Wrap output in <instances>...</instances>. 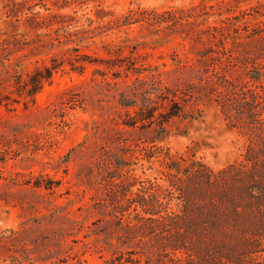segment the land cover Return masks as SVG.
Returning a JSON list of instances; mask_svg holds the SVG:
<instances>
[{"label":"rangeland","instance_id":"374dc122","mask_svg":"<svg viewBox=\"0 0 264 264\" xmlns=\"http://www.w3.org/2000/svg\"><path fill=\"white\" fill-rule=\"evenodd\" d=\"M236 87L264 93V0H0V264H176L121 244L135 194L166 153L243 159L219 105ZM148 93L157 119L124 125L119 100Z\"/></svg>","mask_w":264,"mask_h":264},{"label":"trees","instance_id":"16d2710c","mask_svg":"<svg viewBox=\"0 0 264 264\" xmlns=\"http://www.w3.org/2000/svg\"><path fill=\"white\" fill-rule=\"evenodd\" d=\"M70 65L84 69L83 64ZM60 66L53 61L39 70L27 95L41 92ZM151 95L140 104L128 96L119 100L137 117L124 125L136 128L157 119L158 108H150L155 103ZM219 105L228 126L247 141L243 159L215 170L196 158L166 153L165 182H150L137 190L134 202L141 212L122 236L121 244L128 245L137 262L145 257L176 264H264V93L236 87ZM181 113L178 103L172 104L160 114V126ZM107 161L112 165L114 160L110 156ZM124 209L119 213H126Z\"/></svg>","mask_w":264,"mask_h":264}]
</instances>
